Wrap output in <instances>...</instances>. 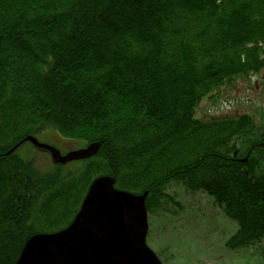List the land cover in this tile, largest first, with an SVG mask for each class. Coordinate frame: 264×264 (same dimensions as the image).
<instances>
[{
  "label": "trees",
  "instance_id": "trees-1",
  "mask_svg": "<svg viewBox=\"0 0 264 264\" xmlns=\"http://www.w3.org/2000/svg\"><path fill=\"white\" fill-rule=\"evenodd\" d=\"M262 74L264 0H0V264L103 175L147 193V240L182 213L179 186L234 225L224 250L264 263V117L200 111ZM46 130L100 148L47 169L9 153Z\"/></svg>",
  "mask_w": 264,
  "mask_h": 264
},
{
  "label": "water",
  "instance_id": "water-1",
  "mask_svg": "<svg viewBox=\"0 0 264 264\" xmlns=\"http://www.w3.org/2000/svg\"><path fill=\"white\" fill-rule=\"evenodd\" d=\"M25 142L48 151L57 165L89 159L100 147L91 143L62 155L27 136L9 153ZM114 185L111 176L95 178L72 222L61 231L28 238L15 264H162L146 244L147 193L136 195Z\"/></svg>",
  "mask_w": 264,
  "mask_h": 264
},
{
  "label": "rangeland",
  "instance_id": "rangeland-1",
  "mask_svg": "<svg viewBox=\"0 0 264 264\" xmlns=\"http://www.w3.org/2000/svg\"><path fill=\"white\" fill-rule=\"evenodd\" d=\"M264 75L253 76L250 81L238 80L224 93L220 102L204 100L202 114L223 115L230 112H248L264 117ZM37 139L55 147L60 153L82 147L79 141L62 139L54 130H46ZM19 154L31 159L39 169L54 165L45 150L24 144ZM184 209L176 218L169 219L165 229L158 226L148 238L149 247L156 252L163 250L167 264H264L259 258L246 254L230 253L222 244L234 231V225L202 194H189L175 187ZM164 248V249H163Z\"/></svg>",
  "mask_w": 264,
  "mask_h": 264
}]
</instances>
